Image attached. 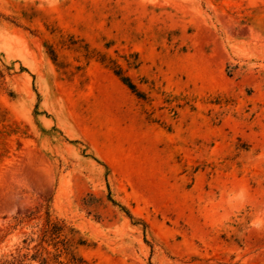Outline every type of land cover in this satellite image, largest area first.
I'll list each match as a JSON object with an SVG mask.
<instances>
[{
	"label": "rangeland",
	"instance_id": "rangeland-1",
	"mask_svg": "<svg viewBox=\"0 0 264 264\" xmlns=\"http://www.w3.org/2000/svg\"><path fill=\"white\" fill-rule=\"evenodd\" d=\"M46 213L86 264H264V0H0V264Z\"/></svg>",
	"mask_w": 264,
	"mask_h": 264
},
{
	"label": "trees",
	"instance_id": "trees-1",
	"mask_svg": "<svg viewBox=\"0 0 264 264\" xmlns=\"http://www.w3.org/2000/svg\"><path fill=\"white\" fill-rule=\"evenodd\" d=\"M113 71L121 82L138 98L143 99L142 94L137 91L130 79L125 76L119 66L113 64ZM127 216L131 218L130 214L126 212ZM37 243L33 246L35 253L28 256V254L13 255L9 259L2 260L1 264H26L27 261H38L39 264H86L85 260L78 255L73 248L83 246L85 240L79 236V231L74 227L69 226L64 220L51 219L50 215L46 213V218L40 234L37 238L32 236L24 239L26 243V250L30 248L29 245ZM28 257V258H27Z\"/></svg>",
	"mask_w": 264,
	"mask_h": 264
}]
</instances>
